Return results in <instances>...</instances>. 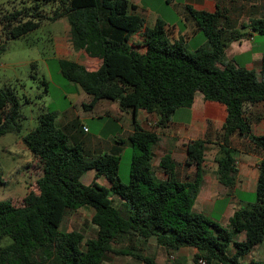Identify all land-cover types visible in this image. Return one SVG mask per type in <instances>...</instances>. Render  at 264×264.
I'll return each mask as SVG.
<instances>
[{
	"label": "trees",
	"instance_id": "1",
	"mask_svg": "<svg viewBox=\"0 0 264 264\" xmlns=\"http://www.w3.org/2000/svg\"><path fill=\"white\" fill-rule=\"evenodd\" d=\"M26 1L28 4L18 7L0 8V38L33 30L46 11L50 12L48 19L65 16L73 49L99 59L92 69L76 60L58 61L62 73L78 81L90 95L85 105L99 98L113 99L121 110L135 114L141 108L154 114L155 125L164 127L171 113L189 106L198 91L225 107L214 156L217 180L230 187L235 178L232 134L248 139L261 157L252 202L236 207L227 224L221 225L191 209L210 141L206 136L185 143L184 161L195 167L191 179L177 178L168 152L158 158L163 175L159 177L151 164V148L158 135L133 118L127 137L131 145L128 179L122 182L117 174L119 152L87 154L55 125V111H43L36 125L22 135L40 169L35 177L37 190H28L20 205L0 199V264H100L110 250L152 263L141 252L150 238L167 251L194 248V261L203 258L205 264H239V257L264 239V132L254 133L246 115L249 106L263 103L264 117V53L257 75L225 60L229 42L245 32L221 19L217 8L207 11L185 4L195 28L204 36L202 44L187 49L183 38L169 36L160 17L147 26L130 0ZM247 25L264 34V17L252 18ZM133 34L138 37L131 39ZM4 47L0 42V51ZM16 106L12 89L0 87V134L11 126ZM87 169L93 170V176L83 184L79 177ZM99 175L107 184L97 181ZM80 206L92 208V236L59 228L64 212ZM240 232L243 236L238 239ZM121 240L127 244L115 248Z\"/></svg>",
	"mask_w": 264,
	"mask_h": 264
},
{
	"label": "crops",
	"instance_id": "2",
	"mask_svg": "<svg viewBox=\"0 0 264 264\" xmlns=\"http://www.w3.org/2000/svg\"><path fill=\"white\" fill-rule=\"evenodd\" d=\"M135 4L133 0H130ZM166 3L174 4V0H165ZM185 4L195 9L214 11L216 8L222 14L221 19H227L239 27L245 34L239 39L232 40L225 48V60L242 65L258 74L260 59L264 53V34L254 31L247 24L252 18L264 17V0H181L178 2L177 12L185 17L186 24L180 27L177 22L165 23L169 36L173 39L183 38L185 42L191 33L196 30L191 16L188 14ZM155 13V12H154ZM159 17L157 14L155 16ZM136 35V34H134ZM56 49V46H55ZM61 56L67 55L66 44L64 51L56 50ZM73 56L75 60L82 63L86 68L92 69L99 59L86 56L82 49H76ZM90 99L86 93L85 99L80 101L84 110L95 111L96 115L104 118L100 130L94 133H87L88 129L81 125L80 131L75 133L72 128L74 115L67 111L56 113L54 123L63 128L72 140L81 144L87 154L100 153L103 151L120 153L122 144L131 147L128 135L132 131L133 118L146 129L154 130L157 141L152 145L151 164L157 176L161 177L162 172L157 166L160 155L168 152L175 162L176 176L180 180L191 179L194 176L195 167L193 164L185 163V143L196 137L206 136L210 141L206 144L204 152L201 179L197 193L192 201L193 211L203 212L221 225H226L229 215L238 206H245L252 202L254 197V186L257 175V162L260 160V152L244 136L232 134L230 136L233 147V157L236 166L235 178L230 187L220 183L214 173L216 167L214 156L217 155V134L225 115V107L221 102L203 98L198 91L194 93L193 100L189 106L177 107L164 127L155 125V115L138 108L135 114L121 110L117 101L108 98H99L92 105H85ZM101 99H106L109 104L103 103L95 109V105ZM263 103H255L249 106L247 117L250 127L254 133L264 132ZM85 128V129H84ZM206 150H209L208 152ZM207 152V153H206ZM98 182L107 184L105 180ZM243 234H237L242 238ZM183 248L194 252V248L182 246L170 250L168 256L173 263H179L178 259H172L179 254ZM105 254V253H104ZM104 257V256H103ZM102 257V259H103ZM101 259V261H102ZM264 261V239L257 242L243 256L239 257V264H256ZM169 262V263H170ZM101 264V262H100ZM208 264H217L210 262Z\"/></svg>",
	"mask_w": 264,
	"mask_h": 264
},
{
	"label": "rangeland",
	"instance_id": "3",
	"mask_svg": "<svg viewBox=\"0 0 264 264\" xmlns=\"http://www.w3.org/2000/svg\"><path fill=\"white\" fill-rule=\"evenodd\" d=\"M133 1L137 5L135 11L143 17L147 26L152 25L156 14L169 23L177 22L181 28L186 24L185 17L177 12L178 2L181 0H174V4L166 3L165 0ZM22 3L28 4V1L0 0V8L18 7ZM49 14L50 12L46 11V16L41 18L40 24L22 36L0 38V42L5 45L0 51V87H10L17 102V115L13 117L11 126L0 134V199L9 200L14 205L22 204V197L28 190H37L35 177L40 169L23 143L22 135L36 125L41 112L52 110L55 113L67 111L68 114H73L75 133L80 131L81 125L88 129L89 134L98 132L104 118L106 120L109 117V114L96 115L95 111L84 110L80 101L85 99L86 93L78 81L64 75L59 68L60 58L75 60L73 54L76 49H73L68 39L70 29L66 17L48 19ZM137 37L138 35L133 34L131 39ZM203 42V34L196 29L188 37L186 47L193 49ZM65 44L68 54L61 56L56 50L64 51ZM101 100L96 103L95 109L103 103L109 104L106 99ZM170 116H173L172 113ZM130 153L131 147L122 144L117 169L122 182L128 179ZM92 176L93 170L87 169L81 173L79 180L87 184ZM96 179L105 180L100 175ZM114 203L117 204V201L114 200ZM191 209L193 210L192 205ZM91 213L90 206L67 210L59 228L77 229L84 237L92 236L95 226L90 222ZM124 244L127 242L121 240L115 248ZM141 252L151 258L152 263L110 250L105 252L101 264H169L171 261L168 256L170 252L155 244L152 238L142 245ZM192 254L189 249L183 248L172 259H178V264H199L192 259Z\"/></svg>",
	"mask_w": 264,
	"mask_h": 264
},
{
	"label": "built area",
	"instance_id": "4",
	"mask_svg": "<svg viewBox=\"0 0 264 264\" xmlns=\"http://www.w3.org/2000/svg\"><path fill=\"white\" fill-rule=\"evenodd\" d=\"M84 129H85V128H84ZM196 262L199 263V264H205V260H204L203 258H198V259L196 260Z\"/></svg>",
	"mask_w": 264,
	"mask_h": 264
}]
</instances>
